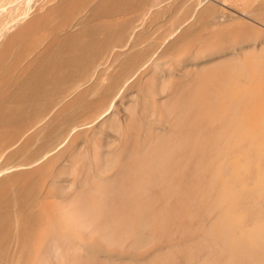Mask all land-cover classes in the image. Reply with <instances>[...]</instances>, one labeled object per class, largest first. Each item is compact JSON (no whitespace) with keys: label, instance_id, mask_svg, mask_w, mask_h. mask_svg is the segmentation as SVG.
I'll list each match as a JSON object with an SVG mask.
<instances>
[{"label":"bare ground","instance_id":"1","mask_svg":"<svg viewBox=\"0 0 264 264\" xmlns=\"http://www.w3.org/2000/svg\"><path fill=\"white\" fill-rule=\"evenodd\" d=\"M0 264H264V0H0Z\"/></svg>","mask_w":264,"mask_h":264},{"label":"rangeland","instance_id":"2","mask_svg":"<svg viewBox=\"0 0 264 264\" xmlns=\"http://www.w3.org/2000/svg\"><path fill=\"white\" fill-rule=\"evenodd\" d=\"M168 17H169V16H168ZM168 17H167V18H168ZM166 20H168V19H165V21H166ZM175 54H177V53H175ZM179 54H180V53H179ZM181 54H183V53H181ZM177 55H178V54H177ZM177 55H176V56H177ZM172 56H173V59H172V60H171V59L169 60V58L172 57ZM172 56L168 57V61H169V62L166 61V62H168V64L170 65V67H169V65L167 64V67H169L170 69H171V67H172L171 65L174 64V63H175L174 65H175L176 67L173 66L172 69H174V67H175V68H176L175 70H177V69H181L183 66H185V65L187 64V63H185V60L187 59V57H185V58H186V59H185V58H183L182 56L178 55V59L183 58L182 61H184V62L182 63V61H180V60H178V59H175L176 57H175L174 55H172ZM179 56H180V58H179ZM183 56H184V55H183ZM190 56L193 57V55H190ZM190 56H188V57H190ZM192 57H190V58L187 59V60H190V61H191V59H194V57H193V58H192ZM173 60H174V61H175V60H176V61L178 60V61H177V62H173ZM187 60H186V62H187ZM190 61H188V62H190ZM178 62H179V63L181 62V63L179 64ZM191 62H192V61H191ZM178 64H179V65H178ZM178 66H179V67L181 66V67L179 68ZM164 67H166V66H164ZM164 67H163V68H164ZM166 69H167V68H166Z\"/></svg>","mask_w":264,"mask_h":264}]
</instances>
